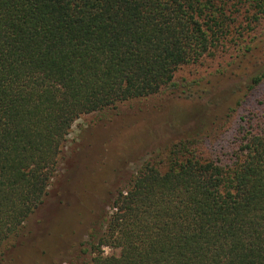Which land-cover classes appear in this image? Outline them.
<instances>
[{
  "label": "trees",
  "instance_id": "16d2710c",
  "mask_svg": "<svg viewBox=\"0 0 264 264\" xmlns=\"http://www.w3.org/2000/svg\"><path fill=\"white\" fill-rule=\"evenodd\" d=\"M263 18L264 0H0V255L43 202L73 120L162 93L217 49L246 52ZM248 91L231 143L200 131L140 163L83 264H264L263 70Z\"/></svg>",
  "mask_w": 264,
  "mask_h": 264
},
{
  "label": "rangeland",
  "instance_id": "374dc122",
  "mask_svg": "<svg viewBox=\"0 0 264 264\" xmlns=\"http://www.w3.org/2000/svg\"><path fill=\"white\" fill-rule=\"evenodd\" d=\"M249 40L242 54L233 45L183 65L174 73L175 85L162 93L73 120L43 202L0 255V264H83L103 209L142 161L200 131L213 141L209 147L231 143L241 112L236 102L253 93L250 76L264 71V18Z\"/></svg>",
  "mask_w": 264,
  "mask_h": 264
}]
</instances>
